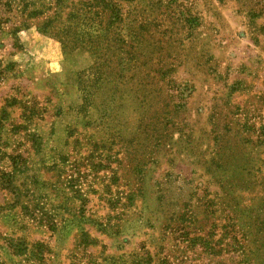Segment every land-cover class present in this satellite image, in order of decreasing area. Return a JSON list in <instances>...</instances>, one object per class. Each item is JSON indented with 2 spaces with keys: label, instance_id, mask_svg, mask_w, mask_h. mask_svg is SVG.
Wrapping results in <instances>:
<instances>
[{
  "label": "rangeland",
  "instance_id": "obj_1",
  "mask_svg": "<svg viewBox=\"0 0 264 264\" xmlns=\"http://www.w3.org/2000/svg\"><path fill=\"white\" fill-rule=\"evenodd\" d=\"M0 264H264V0H0Z\"/></svg>",
  "mask_w": 264,
  "mask_h": 264
},
{
  "label": "crops",
  "instance_id": "obj_2",
  "mask_svg": "<svg viewBox=\"0 0 264 264\" xmlns=\"http://www.w3.org/2000/svg\"><path fill=\"white\" fill-rule=\"evenodd\" d=\"M55 73H57V71H55Z\"/></svg>",
  "mask_w": 264,
  "mask_h": 264
}]
</instances>
